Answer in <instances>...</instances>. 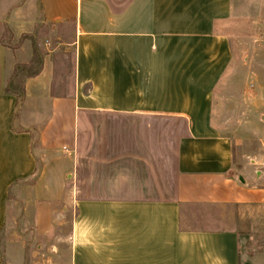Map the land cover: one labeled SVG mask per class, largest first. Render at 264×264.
<instances>
[{
  "label": "crops",
  "instance_id": "crops-1",
  "mask_svg": "<svg viewBox=\"0 0 264 264\" xmlns=\"http://www.w3.org/2000/svg\"><path fill=\"white\" fill-rule=\"evenodd\" d=\"M44 26L71 30L72 91L50 94L55 48L18 104ZM236 82L241 172L214 109ZM236 209L264 216V0H0V264H264Z\"/></svg>",
  "mask_w": 264,
  "mask_h": 264
},
{
  "label": "rangeland",
  "instance_id": "rangeland-1",
  "mask_svg": "<svg viewBox=\"0 0 264 264\" xmlns=\"http://www.w3.org/2000/svg\"><path fill=\"white\" fill-rule=\"evenodd\" d=\"M36 31V30H35ZM12 32V31H11ZM35 36L27 35L22 37L21 44L24 42L27 43V53H31L29 57V62L26 64H10L9 67V80H12L16 76V68L18 66L27 67L25 74H20L19 80L21 82L25 81V77L30 74L31 70H38L40 67V62L44 63V60L48 53L53 49H57L54 53V56L51 57V64L54 69V80L52 89L50 91L51 95H67L72 91V77H73V48L68 45L71 41V30L66 29V31L61 32L60 34L51 33L48 27H41L38 31L35 32ZM32 37V38H31ZM13 34L4 31L3 40L4 43L9 44V46H14L12 43ZM60 42L66 43L58 47V40ZM16 46V44H15ZM14 50V48H13ZM36 53L39 54V58L35 57ZM35 60V62H33ZM238 81V80H237ZM238 82L233 83L230 87L221 88L219 87L216 90V102H215V112L217 120V112L224 113L227 116L226 121V131L231 134L234 147V160H235V171L241 172L243 166L249 159H246L247 156H251L255 152L260 151L258 144H256L254 132V125L249 130H240L239 124V113H238V102H239V86ZM222 98V100H221ZM227 102L225 109H223L222 101ZM222 109V110H221ZM221 123V121H220ZM245 160V161H244ZM19 209V205L14 208V216ZM232 216L235 217L236 222L238 223V229L244 241H246L245 247L242 249L243 252H260L264 253V216L252 215L249 209L239 211L238 209L232 213ZM64 227H60L58 235L60 238H67L71 229V223L73 221V214H70L67 217H64ZM15 229V226L13 227ZM36 246H32L30 251H35ZM45 258L44 256L41 257ZM38 259V258H37ZM36 258H30L28 264H36ZM35 261V262H34ZM38 262V261H37Z\"/></svg>",
  "mask_w": 264,
  "mask_h": 264
},
{
  "label": "trees",
  "instance_id": "trees-1",
  "mask_svg": "<svg viewBox=\"0 0 264 264\" xmlns=\"http://www.w3.org/2000/svg\"><path fill=\"white\" fill-rule=\"evenodd\" d=\"M35 57L39 58L40 56H39V54L36 53ZM33 62H35V60ZM42 68H43V61H42V63L40 62L39 69L35 70V71L31 70L30 74L27 75L25 77V79L27 80L28 78L37 76L42 71ZM26 70H27V67L18 66L16 68V76L12 80L8 81V85H7V89H6L7 93L12 94V95L17 97L18 104H21L23 102V100H24V97H25L24 86H25V81L26 80L21 82V80H19V77H20V74H25Z\"/></svg>",
  "mask_w": 264,
  "mask_h": 264
},
{
  "label": "water",
  "instance_id": "water-1",
  "mask_svg": "<svg viewBox=\"0 0 264 264\" xmlns=\"http://www.w3.org/2000/svg\"><path fill=\"white\" fill-rule=\"evenodd\" d=\"M238 178H239V181H240V182H242V183L245 182L244 179H243V177H242L241 175H239Z\"/></svg>",
  "mask_w": 264,
  "mask_h": 264
}]
</instances>
